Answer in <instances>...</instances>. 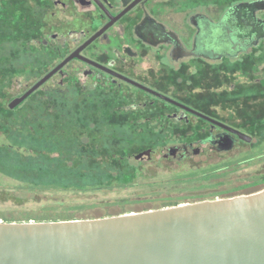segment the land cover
Listing matches in <instances>:
<instances>
[{"label": "flooded vegetation", "instance_id": "flooded-vegetation-1", "mask_svg": "<svg viewBox=\"0 0 264 264\" xmlns=\"http://www.w3.org/2000/svg\"><path fill=\"white\" fill-rule=\"evenodd\" d=\"M31 75L34 83L7 99L10 77ZM22 109L14 116L22 122L28 109L61 112L63 124L72 113L74 146L85 161L99 155V170L114 141L142 148L129 164L159 149L179 163L207 150L263 151L264 0H0V115L10 121Z\"/></svg>", "mask_w": 264, "mask_h": 264}, {"label": "water", "instance_id": "water-1", "mask_svg": "<svg viewBox=\"0 0 264 264\" xmlns=\"http://www.w3.org/2000/svg\"><path fill=\"white\" fill-rule=\"evenodd\" d=\"M0 264H264V189L108 217L0 220Z\"/></svg>", "mask_w": 264, "mask_h": 264}, {"label": "rangeland", "instance_id": "rangeland-1", "mask_svg": "<svg viewBox=\"0 0 264 264\" xmlns=\"http://www.w3.org/2000/svg\"><path fill=\"white\" fill-rule=\"evenodd\" d=\"M10 78L7 99L20 95L34 83L36 76ZM23 110L14 112L10 121L0 115V153H8L3 151L8 147L16 152H23L28 147L13 140L18 121L14 116L19 117ZM96 114L104 116L99 109ZM34 121L37 122L35 118ZM141 150L140 146L133 148L127 143L122 146L113 143L102 151L107 166L123 170L115 174L112 183L105 179L106 185L102 189L97 188V182L90 183L83 190L40 188L32 179L22 180L5 174L7 168L0 166V220L102 217L231 198L264 189V185L256 184L264 174V150L259 151V147L244 146L219 156L207 150L200 157L184 163L165 159V151L159 149L150 161L145 159L137 163L132 159L129 164L128 156ZM98 156L94 155L85 163L97 164L94 159ZM80 158L76 156L75 166L82 163ZM226 162L232 163L226 171L212 173L209 170ZM94 167L97 165L92 169ZM176 178H182L183 182L174 183L172 180ZM190 193L195 195L188 198Z\"/></svg>", "mask_w": 264, "mask_h": 264}, {"label": "trees", "instance_id": "trees-1", "mask_svg": "<svg viewBox=\"0 0 264 264\" xmlns=\"http://www.w3.org/2000/svg\"><path fill=\"white\" fill-rule=\"evenodd\" d=\"M78 114L75 117L82 118L85 114L84 109L78 108ZM31 113V117H27L26 122H22L19 119L17 121V131L13 136L15 143L24 147L23 152H16L12 147L4 149V152L0 153V166L6 167L5 174L14 178L22 180H34L40 188L54 190H83L85 186L90 183L97 182V188H104L105 179L112 183L115 179L114 176L117 173H121V169L117 167H106V170H99V168L85 163L84 151H77V147L74 144L77 141V137H72V113L65 114L67 118L65 124L61 121V112L55 114H49L45 109H37V112H33L28 109L27 114ZM40 115H45L44 123L38 121ZM21 116V115H20ZM24 116V115H22ZM17 118H19L17 116ZM34 118L37 120L34 121ZM70 121V122H69ZM84 126V123H79ZM81 132V131H80ZM79 132V133H80ZM78 136V134L76 135ZM114 144L121 143V141H114ZM73 153L76 156H80L82 163L79 166H71V157ZM46 155V156H45ZM43 157V158H42ZM35 158L36 160H34ZM20 162V163H19ZM21 167V168H20ZM20 168L21 171H18ZM115 171V172H113ZM119 171V172H116ZM206 173V172H205ZM176 184L183 182L182 178H176L172 180ZM35 186V187H37ZM190 198V196H188ZM177 205V204H174ZM125 214V213H121ZM119 214V215H121ZM114 215H106L102 217H108ZM101 217V216H100ZM99 217H88L81 219H90ZM75 218H55V219H27V220H13L18 222H29L31 220L43 222V221H64L72 220ZM7 221V222H13Z\"/></svg>", "mask_w": 264, "mask_h": 264}]
</instances>
